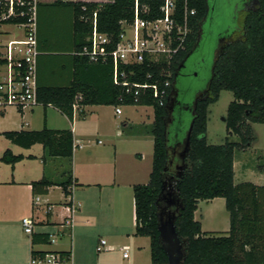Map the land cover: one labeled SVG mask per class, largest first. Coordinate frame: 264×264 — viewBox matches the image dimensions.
<instances>
[{"label": "trees", "instance_id": "obj_1", "mask_svg": "<svg viewBox=\"0 0 264 264\" xmlns=\"http://www.w3.org/2000/svg\"><path fill=\"white\" fill-rule=\"evenodd\" d=\"M179 8L181 6V0ZM62 5L57 1L54 5ZM151 6L159 2L150 1ZM72 16L73 49L66 55L70 60V81L66 85L39 83L38 7L36 3V101L38 105L52 106L70 121L74 106H142L153 109V122L149 134L153 138L152 165L146 184L133 186L135 237L149 239L152 264H168V258L160 247L158 231L157 199L162 192L165 176L166 147L182 142L193 121L189 146L184 160V170L175 182V190L182 202V210L175 220V231L183 246L181 264H264V186L250 182L234 184L235 151L247 149L253 141L251 123H264V0L256 12L248 15L244 26V37L227 45L219 55L214 67V80L209 93L199 100L186 125L182 113L175 111L168 123L165 107L168 103L175 78V72L186 54L194 47L200 23L205 14L204 0H188L195 15L189 18L190 31L185 49L171 61L162 58L157 62L140 65L120 66L119 72L130 84L145 85L135 94L134 87H123L113 82V63L90 62L80 56L82 48L88 45L95 21L98 33L105 35L112 51L119 41L121 24L130 23L134 16V0H113L110 3L75 2L64 4ZM178 10L181 12V10ZM24 16L2 21L0 24L20 25L29 20L28 7L16 8ZM95 15V17H93ZM157 12L152 18L158 17ZM1 63V62H0ZM50 68L53 67L50 65ZM153 86L157 96L153 94ZM222 90L233 94V101L224 118L227 136L222 145H208L206 142L207 109L218 100ZM162 103V104H160ZM1 114V112H0ZM191 114V113H190ZM3 136L15 145L30 148L40 144L49 157L71 159L74 140L70 130H49L43 128L34 132H8ZM235 136L238 141H230ZM22 159L5 151L0 162L14 165ZM70 178L60 185L65 196ZM33 195H45L51 184L42 179L31 184ZM224 200L229 217V229L225 234L202 233L194 213L200 201ZM70 205V203L68 204ZM34 244H48V235H33ZM46 254H57L63 262H69L71 253L31 252V259Z\"/></svg>", "mask_w": 264, "mask_h": 264}, {"label": "crops", "instance_id": "obj_2", "mask_svg": "<svg viewBox=\"0 0 264 264\" xmlns=\"http://www.w3.org/2000/svg\"><path fill=\"white\" fill-rule=\"evenodd\" d=\"M57 1L62 2V5H54ZM112 1L36 0L39 4L37 22L39 47L42 52L38 67L39 83L61 86L68 84L70 81V60L66 55L73 49L72 16L70 8H66L64 4L75 2L110 3ZM11 26L17 25L0 24V40L4 43L23 38V33L15 34L11 28H8ZM0 62V82H2L5 79L6 67L2 59H0ZM50 65L53 69L50 68ZM86 107L89 106H75L71 121L52 106L36 105L27 109H12V112H10L17 114L19 125L0 131V136L7 141L0 151V158L5 151H10L12 155L21 156L22 159L14 165L0 162V264H29L32 260V251L45 253L70 252V264H79L73 260V238L79 231V225L84 222L89 223V220H95L98 214L105 209H109L111 204L105 198L106 189L112 187L109 152L106 151L107 145H112L114 148L113 174L115 178L117 177L118 183L133 188L135 185L148 182L153 154V138L149 134L152 123L144 124L142 128L138 129V121L134 122L126 117L127 121L121 122L120 126L117 127L114 135L115 140L113 142H101L95 136L102 135L104 122L99 120L94 129L95 131L83 132L79 129V121L74 119L75 112L79 110L84 117ZM94 107L98 109L101 106ZM108 107L114 108V118L122 114H116V107ZM4 114L5 112L2 110L0 117H3ZM43 128L71 131L74 145L77 146L73 149L71 159L49 157L40 144H35L30 148H22L3 136L4 133L8 132H34ZM77 134L82 137L77 139ZM182 142L169 147L176 148ZM117 143L125 145L128 153L122 155L117 149ZM150 144H152V153L145 155L142 148L146 145L148 149ZM177 160L178 158L174 157L173 166L168 167L170 171H175L174 165ZM235 164L234 157V177ZM170 173L167 172L166 183L171 184L175 189V184L170 180ZM68 178L71 181L67 188L69 195L65 196L60 185L66 182ZM42 179L48 181L51 187L48 188L45 195H33L31 184ZM53 192H59L63 198V202L59 201L57 203L64 209L61 221L53 219L54 208L50 202ZM218 199L204 201L207 207L202 211L200 218L196 216L197 210L194 213V220L199 222L202 233H207L203 226L207 223L210 214L209 207ZM69 203L70 205H68ZM132 206L134 222L131 235L135 237L134 204ZM162 206L166 207V203L162 202ZM40 207H44L45 214H43V217L36 216L34 218V214ZM71 207L74 208L72 213L67 211V208ZM24 218H30L33 221L31 234H26L23 231L22 220ZM209 233H216V231ZM33 235H48L49 243L32 245ZM65 236L69 239V246L51 250L41 249L45 245H55L57 241ZM100 241L98 240L96 246L99 245ZM110 248L114 251L113 247ZM128 258L123 259L127 260ZM130 264L139 263L132 261Z\"/></svg>", "mask_w": 264, "mask_h": 264}, {"label": "rangeland", "instance_id": "obj_3", "mask_svg": "<svg viewBox=\"0 0 264 264\" xmlns=\"http://www.w3.org/2000/svg\"><path fill=\"white\" fill-rule=\"evenodd\" d=\"M227 12V10H225ZM226 25V24H225ZM15 34H22L23 29L18 26H11ZM207 52L204 55V62L202 69H197L196 61L199 57H193L187 73L191 74L188 79H185L181 84L182 95L180 101L183 105H191L195 98V93L202 88V82L194 78L192 74L198 71L199 78L206 80L213 66V55L211 49L207 48ZM233 94L230 91L222 90L219 93L218 100L209 105L207 109V122H206V142L208 145H222L225 142L227 136L224 118L226 117L227 108L233 101ZM12 109H16L14 106H4L1 110L5 112L3 117H0V131L5 128H12L15 125H19V119L16 113L12 112ZM114 109V108H113ZM113 109L108 106H101L98 109L94 106L85 108V116L79 111L75 112V121H79V129L81 131H95L97 122L101 120L104 122L102 129V135L95 136L101 142L115 140L114 135L117 131V127L121 122L127 121L126 117L132 121H138V129L142 128L144 124H151L153 118V109L151 107L142 106H122L119 107L121 115L116 118L113 117ZM98 112V116L96 114ZM182 116L185 119L186 125H189L191 119V112L188 110H181ZM252 138L253 141L250 146L245 150L235 151V177L234 183L239 184L243 182H250L256 185H264V123H251ZM98 131V130H97ZM100 133V132H99ZM77 139L79 136L77 134ZM230 141H238L235 136L230 138ZM5 139L0 136V151L5 146ZM117 149L122 154L128 153L125 145L117 143ZM113 146L107 145L106 151L109 152V164H110V179L112 187L106 189L105 198L107 202H111L110 208L101 211L95 220H89V223H81L79 225V231L73 238V252L75 263L84 264H130L135 261L139 264H151L149 254V239L145 237H133V196L132 187L123 186L117 182V177L113 174ZM146 155L152 153V144L148 149L142 148ZM142 152V151H141ZM1 155V152H0ZM125 162L124 158L122 157ZM122 161V162H123ZM123 162V163H124ZM125 164V163H124ZM50 202L53 204V219L55 221H61L63 210L59 204V201L63 202V198L59 192H53L50 197ZM207 207L204 201H200L196 216L200 218L202 211ZM210 214L207 219V223L204 224L205 231L207 233L216 231L218 234H225L229 227V217L225 210L224 200L219 198L210 205ZM44 207H40L34 214L36 216L43 217L45 214ZM36 220V219H35ZM132 230V231H131ZM98 240H104L109 247H113L114 251L100 252L95 251V246ZM182 244V243H181ZM69 246L68 237H63L53 246L45 245L41 247L44 250H51L57 248H65ZM123 250H127L128 259L122 258ZM183 250V246H182ZM84 261V262H78ZM31 262V261H30ZM29 262V264H30ZM62 264H70L65 262Z\"/></svg>", "mask_w": 264, "mask_h": 264}, {"label": "built area", "instance_id": "obj_4", "mask_svg": "<svg viewBox=\"0 0 264 264\" xmlns=\"http://www.w3.org/2000/svg\"><path fill=\"white\" fill-rule=\"evenodd\" d=\"M150 1L159 2L158 6H151ZM134 0V16L130 23L121 24V35L112 51L106 50L109 39L97 32L95 21L91 35L87 38L88 45L82 48L80 56H86L90 62H104L111 59L113 63V82L123 87H134L137 91L146 88L145 85L130 84L119 72L120 66L140 65L145 62H157L165 58L171 61L179 52L184 51L185 41L190 31L189 18L195 15L190 9L188 0ZM36 0H0V23L24 16L16 8L28 7L30 17L28 23L17 25L23 29L21 40L2 42L0 40V59L6 67L5 79L0 82V112L1 107L14 106L19 109L32 108L36 101V58L38 55L36 38ZM181 10V12L178 10ZM158 17L152 18L154 13ZM95 17V15H93ZM153 94L157 96L153 86ZM162 104V103H160ZM75 108V106H74ZM121 114L119 107L115 109ZM99 143H101L99 141ZM77 146L74 145V148ZM72 213L74 208H67ZM23 231L31 234L33 221L30 218L22 220ZM95 251L108 252L112 248L101 240ZM122 257L128 258L127 250H123ZM65 263L57 254H46L33 258L30 264H62Z\"/></svg>", "mask_w": 264, "mask_h": 264}, {"label": "flooded vegetation", "instance_id": "obj_5", "mask_svg": "<svg viewBox=\"0 0 264 264\" xmlns=\"http://www.w3.org/2000/svg\"><path fill=\"white\" fill-rule=\"evenodd\" d=\"M204 2L206 7L205 14L200 23L195 45L180 62L175 72V78H178V87L175 84L176 82H174L175 96L172 100V114L175 111L181 114V110L185 109L191 112L192 116L194 115V106L209 93L210 85L214 80L215 62L219 55L227 45L243 39L246 18L256 12L260 5V0H204ZM207 48L211 49L213 55V66L210 75L204 80L199 78L198 71L192 74L200 83L202 82L201 85L203 86L195 93V98L191 105L185 106L180 101L182 95L181 84L191 76V74L187 73V70L194 56L199 57L196 61L197 69H202ZM172 119L171 115L170 122Z\"/></svg>", "mask_w": 264, "mask_h": 264}, {"label": "water", "instance_id": "obj_6", "mask_svg": "<svg viewBox=\"0 0 264 264\" xmlns=\"http://www.w3.org/2000/svg\"><path fill=\"white\" fill-rule=\"evenodd\" d=\"M174 89L172 90L168 103L165 107L167 113V120L165 122V126L167 127L168 123H170V117L172 115L173 110V97ZM196 105L193 108L195 111ZM194 114V113H193ZM193 121H191L186 137L182 144L177 145L176 148H172L167 146V160H166V168L164 169V178L162 181V192L157 199V207H158V231H159V243L161 249L164 251L168 258V264H181L183 259V250L182 244L179 240L176 231H175V220L178 216L180 210H182V202L176 192L173 189L171 184L166 183L167 172L170 173V180L175 184L176 180L181 176L184 170V160L186 158V154L189 146V137L192 131ZM174 157H177L178 160L175 162L174 169L172 172L168 169V167H172L174 162ZM162 202L166 203V207L162 206Z\"/></svg>", "mask_w": 264, "mask_h": 264}]
</instances>
